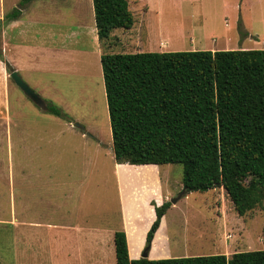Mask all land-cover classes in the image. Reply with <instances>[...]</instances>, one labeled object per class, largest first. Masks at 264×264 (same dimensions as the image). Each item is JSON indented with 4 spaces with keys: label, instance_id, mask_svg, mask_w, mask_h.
<instances>
[{
    "label": "rangeland",
    "instance_id": "obj_1",
    "mask_svg": "<svg viewBox=\"0 0 264 264\" xmlns=\"http://www.w3.org/2000/svg\"><path fill=\"white\" fill-rule=\"evenodd\" d=\"M127 1L134 20L129 29L96 42L83 34L78 43L90 52L72 53L39 73L54 88L38 92L64 116L41 110L16 87L13 97L17 93L23 105L12 106L19 115L6 141L0 110V264H115L112 234L124 231L123 212L134 201L153 206L150 225L152 203L170 202L153 234L156 256L264 249V203L239 215L222 187L185 191L171 202L183 190L181 164L116 163L97 52L264 49V0ZM26 3L0 0V18ZM24 14L30 21V12ZM85 19L91 28L93 9ZM56 40L72 42L65 34ZM144 210L143 219L127 227L132 255L150 228Z\"/></svg>",
    "mask_w": 264,
    "mask_h": 264
},
{
    "label": "trees",
    "instance_id": "obj_2",
    "mask_svg": "<svg viewBox=\"0 0 264 264\" xmlns=\"http://www.w3.org/2000/svg\"><path fill=\"white\" fill-rule=\"evenodd\" d=\"M92 4L100 41L132 26L127 0ZM19 13L14 7L0 25ZM100 64L116 163L181 164L183 190L222 187L239 215L264 203V49L104 53ZM152 204L145 247L170 202ZM113 244L115 264H264V249L130 259L123 230Z\"/></svg>",
    "mask_w": 264,
    "mask_h": 264
},
{
    "label": "crops",
    "instance_id": "obj_3",
    "mask_svg": "<svg viewBox=\"0 0 264 264\" xmlns=\"http://www.w3.org/2000/svg\"><path fill=\"white\" fill-rule=\"evenodd\" d=\"M86 3L87 0L85 4L83 0H31L25 5H22V8L14 6L20 9L19 16L1 25L0 58L2 59H0V110L4 118V122H2L4 131L2 133L5 135L6 141H9L10 128L12 129L13 127L12 120L19 115V113L15 115L12 106H22L23 102L17 93L13 97V93H15V88L17 86L14 82L10 81L9 71L5 63L7 62L20 75L21 72H24V76L27 78L25 82H27V84L42 98L38 90L45 88L53 89L54 87L50 84L43 83L41 79L38 78V75H40L39 73L42 71L49 72L50 70H54L58 62H64V57L72 53L77 55L88 53V48L78 43V40L83 34L86 36L92 33V40L95 42L98 40L94 13L91 28L85 19L87 10L90 8L92 11L93 4H91L92 1L91 3L89 2L90 6L86 10ZM25 12H30V21L24 18ZM2 19L3 18H0V20ZM7 29L12 33V36L9 35L11 36L9 37L11 40L7 38L9 31ZM64 34L65 37L72 38V42L67 44L66 41L56 40L57 35ZM116 40H119V38L117 37ZM97 52L98 57H100L101 51L99 48H97ZM6 54L7 56L11 55L12 59L8 60ZM51 66H53V68L49 70L48 67ZM43 100L47 102L45 99ZM16 128L19 130L18 132H23L22 126H17ZM130 205H132V208L129 207V210L125 208L123 212V229L126 235L129 258L134 259L140 257L137 253L139 250H142L145 239L144 236L142 239L141 236H139L141 241L137 247L138 250L136 248V252L132 255L129 246L127 227L131 223L134 224L138 222V219H143L144 209L150 211L148 225H150L154 215L153 206H149L147 209V206L145 207V204L143 202L141 203V201H136V203L134 201L132 204H129V206ZM13 219L16 220V222H20L17 217H13ZM13 219H11V221ZM143 234L145 235V230H143L142 235ZM149 247V259L165 257L163 255L156 256L152 252L153 249L158 250L156 235L153 237Z\"/></svg>",
    "mask_w": 264,
    "mask_h": 264
},
{
    "label": "water",
    "instance_id": "obj_4",
    "mask_svg": "<svg viewBox=\"0 0 264 264\" xmlns=\"http://www.w3.org/2000/svg\"><path fill=\"white\" fill-rule=\"evenodd\" d=\"M5 64L9 71V77L14 82V84L23 92V94L27 98H29L35 105H37L41 110H47L46 102L22 79L20 74L15 69H13L7 62ZM184 193L185 190H182L177 197L171 199V202H175L176 199ZM149 248V246L144 248L141 254L142 258H148Z\"/></svg>",
    "mask_w": 264,
    "mask_h": 264
}]
</instances>
